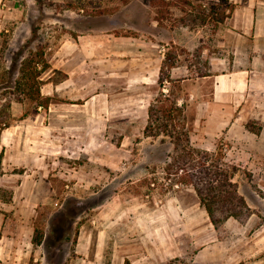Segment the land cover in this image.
Listing matches in <instances>:
<instances>
[{
	"label": "crops",
	"instance_id": "obj_1",
	"mask_svg": "<svg viewBox=\"0 0 264 264\" xmlns=\"http://www.w3.org/2000/svg\"><path fill=\"white\" fill-rule=\"evenodd\" d=\"M4 1L0 0V31L8 32L6 18L16 15L18 9L10 7L6 12ZM190 1L192 5H212L219 10L225 5L228 16L217 23L212 47L199 48L209 23L193 30L189 26L162 28L168 32V45L180 46L191 56L199 49L198 59L208 69V74L200 76L201 64L193 67L181 62L169 70L171 80L180 86L177 105L188 111L193 107V121L198 126L203 123L206 133L227 128L230 135L234 132L237 136V130L244 128L245 134L253 135L254 142L263 144L261 149L246 150L247 157L264 159V0ZM154 3L155 0H129L124 5L121 17L133 14L138 19L135 27H131L132 22L122 21L135 34L128 29L102 28L82 19L69 26L70 32L54 35V41L46 46L50 68L42 76L41 96L51 98V103L47 108L29 100L14 103V121L0 138V152L6 163V180H0V264H45L38 263L40 245L36 250L32 248L34 231L29 212L30 207L55 203L62 188L55 179L61 171L55 167V160L46 163L45 155L66 152L57 147L51 150L47 143H77L80 151L71 156H85L88 161L95 158L101 164L102 143L131 141V134L146 128L165 57L158 51L156 33L160 21ZM29 104L34 106L29 109ZM247 126L259 127L258 133ZM234 142H238L236 137ZM20 167H28L31 172H15ZM87 176L91 182H85V188L92 189L93 173ZM173 205L177 204H170ZM162 218L152 219L163 223L165 230H158L160 240L152 242V262L143 264H163L168 260V215ZM183 219L180 222L185 226ZM84 228L88 229V225ZM185 228L178 232L183 234ZM176 236L170 233V237ZM205 250H198L195 263L220 260L219 255L214 257ZM77 252L103 255V241L101 245L93 243L87 252L78 245ZM117 253L127 251L120 249ZM80 264L93 263L83 258ZM113 264L128 261L117 256Z\"/></svg>",
	"mask_w": 264,
	"mask_h": 264
},
{
	"label": "rangeland",
	"instance_id": "obj_2",
	"mask_svg": "<svg viewBox=\"0 0 264 264\" xmlns=\"http://www.w3.org/2000/svg\"><path fill=\"white\" fill-rule=\"evenodd\" d=\"M128 1L5 0V11L15 7L18 13L11 18L7 16L5 26L9 28L8 32L0 31V73H19L21 61L33 54L38 46L52 43V37L58 33L70 32L69 26L82 19L102 28L128 29L135 34L134 29L125 23L132 22L131 27H135L138 19L133 14L126 19L121 17ZM154 4L160 21L156 40L160 44V55L165 56L164 73L168 75V63L185 62L193 67L201 64L198 74H208L204 62L198 59L199 49L191 56L180 46L168 45V32L162 30L168 26H189L192 30L200 28L197 26L200 22H194L199 4L192 5L190 0H155ZM211 7L208 6V12ZM222 7L226 8L225 5ZM221 16L220 12H214L207 21L209 25L204 30L199 48L213 46L214 32ZM124 25L125 28H121ZM35 28L39 29L38 36L34 42L27 44ZM156 87L151 103L162 101L168 107V97L174 99L178 96L180 86L164 78L163 85L158 80ZM33 106L30 105L29 109ZM181 110L182 122L178 123L177 119L175 122L179 132L182 129L186 131L193 152L178 153L170 136L146 137L145 129L131 134V141L102 143L101 164H97L95 158L88 161L85 156H71L80 151L77 150V143L46 144L51 150L57 147L66 152L58 154L52 151L50 155H45V162L55 160V167L61 171L55 179L62 187L55 203L30 207L34 231L31 241L33 244L34 241L41 243L38 263L80 264L85 258L93 264H113L117 256L124 258L128 264L151 263L155 254L152 242L160 240L158 230H165L163 223L158 221L167 214L168 260L163 264H264V159L246 155V150L251 147L261 149L263 144L254 142L253 135L245 134L244 128L237 130V136L234 132L230 135L227 128L222 132L206 133L203 123L201 126L194 123L193 107L190 111L186 107H181ZM247 128L255 134L259 130L257 126ZM203 156H207V161L202 159ZM183 157L188 159L182 160ZM204 162L207 167L224 165L235 174L233 182L250 209L248 217L244 214L240 220H223L225 213L218 211L216 219L223 222L217 228L213 226L200 205L194 187L189 185L203 177ZM5 167L3 157L0 180H6L3 177ZM29 170L28 167H20L15 172L30 173ZM90 171L95 181L92 189L85 188V182H91L87 176ZM171 203L177 205L170 206ZM154 217L158 220L156 223L152 220ZM181 217H185V226L181 225ZM86 225L88 229L84 228ZM181 228L187 230L181 234L178 232ZM101 233L104 234L102 238ZM170 233L177 236L170 237ZM102 241L103 255L77 252L78 245L87 252L93 243L101 245ZM36 246L34 244L32 248L36 250ZM202 248L211 251L214 257L219 255L220 260L195 263L196 254ZM120 249L127 253L118 255L117 250Z\"/></svg>",
	"mask_w": 264,
	"mask_h": 264
},
{
	"label": "trees",
	"instance_id": "obj_3",
	"mask_svg": "<svg viewBox=\"0 0 264 264\" xmlns=\"http://www.w3.org/2000/svg\"><path fill=\"white\" fill-rule=\"evenodd\" d=\"M226 8L219 10L213 6L208 12V6L199 5L196 8L197 14L194 18V22H200L197 26H204L214 12L216 14L220 12L222 16L219 22L222 23L228 16L226 14ZM197 26L191 27L196 28ZM38 31V28L32 30V38L27 44H31L36 40ZM45 48L46 46H38L33 54L30 53L27 58L23 59L21 61L19 73H0V138L3 131L9 128L14 121L12 116V105L14 103L22 104L26 100H29L44 108H47L51 103V98H42L41 96V86L44 84L42 76L44 72L50 68L45 57ZM175 66H177V64L172 62L168 63V75H166V73H164L166 64L163 63L159 75V84L161 86L164 83V78H166L167 81H171L169 70ZM171 94L173 95V91H171ZM170 98L171 96L168 97V101H170L168 107L165 106V103L162 101L151 104L149 108V120L144 134L146 137L153 138L162 134L170 136L175 143L178 153L193 152L194 149L191 146L186 131L182 129V131L179 132L175 122V119L178 120V123L182 122V110L177 105V96L174 99ZM157 104H162V106L158 107ZM2 158L3 153L0 155V165L2 163ZM184 158L185 157H183L182 160L188 159L187 157ZM202 159L207 161L208 158L207 156H203ZM202 166L204 167L202 169L204 170L203 177L194 183L190 182V184H188L194 187L200 199V204L207 212L213 226L217 228L218 224L222 223L223 220L230 218L240 220L244 214L248 217L250 209L245 199L240 196L237 184L233 182L235 174L228 171L224 165H209V167H207L208 165L204 162ZM218 211L226 215L221 221L216 219ZM34 244L39 245L41 243L40 241H36V243L34 241Z\"/></svg>",
	"mask_w": 264,
	"mask_h": 264
}]
</instances>
